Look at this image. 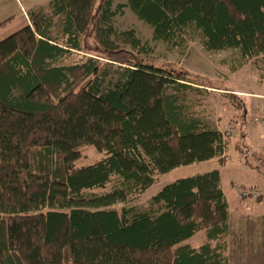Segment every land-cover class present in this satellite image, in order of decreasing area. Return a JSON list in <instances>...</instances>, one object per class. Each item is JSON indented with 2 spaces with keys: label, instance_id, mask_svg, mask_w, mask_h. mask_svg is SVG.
<instances>
[{
  "label": "trees",
  "instance_id": "trees-1",
  "mask_svg": "<svg viewBox=\"0 0 264 264\" xmlns=\"http://www.w3.org/2000/svg\"><path fill=\"white\" fill-rule=\"evenodd\" d=\"M115 1L48 0L0 41V264H264V216L229 234L218 170L136 207L159 176L226 158L232 132L188 110L219 95L246 111L239 93L159 65L152 42L181 59L198 42L230 56L225 80L250 66L263 82L264 0ZM125 9L151 41L115 26ZM86 147L101 157L78 166Z\"/></svg>",
  "mask_w": 264,
  "mask_h": 264
},
{
  "label": "rangeland",
  "instance_id": "rangeland-1",
  "mask_svg": "<svg viewBox=\"0 0 264 264\" xmlns=\"http://www.w3.org/2000/svg\"><path fill=\"white\" fill-rule=\"evenodd\" d=\"M29 1L37 2L34 7H39L45 6L48 0L46 2ZM8 2H10L8 7L0 5V20L10 12L14 13V17L12 21L0 27V41L25 26L24 17L29 10H26L24 2L22 5L24 9L17 6L15 0H8ZM115 2L121 5L126 4V0H116ZM114 24L120 31L133 29L141 39L151 41V29L138 21L128 9L123 10L120 15L115 17ZM152 46L154 47L152 57L158 61L159 65H165L168 69L170 66L179 70L182 68L191 74L205 76L217 86L239 93L237 95H240L239 100L245 104L246 111L244 118H241L242 110L232 106L229 99L221 100L219 95L211 97L213 108L188 110V113L197 114L209 126L218 127L229 135L232 132V136H228L230 138L226 158L222 161L212 159L180 166L159 176L156 183L136 203V207L139 210H146L151 198L161 188L179 178L218 170L223 193L229 205L228 233H236L243 229V223L238 221L239 215L264 216V128L253 122V119L259 116L261 108L264 107V81H258L256 68L252 69L250 66L231 74L225 80V77L220 75H227L228 69L220 63L223 58H226L225 61H229L230 56H208L201 51L198 42L191 44L190 56L187 59H181L174 53L166 51L159 43L152 42ZM81 60V55L72 54L67 63H77ZM100 157L101 154L94 148L86 147L82 150L77 165H90ZM250 190H252L251 196L241 199V193ZM191 242L192 240L188 243Z\"/></svg>",
  "mask_w": 264,
  "mask_h": 264
},
{
  "label": "crops",
  "instance_id": "crops-1",
  "mask_svg": "<svg viewBox=\"0 0 264 264\" xmlns=\"http://www.w3.org/2000/svg\"><path fill=\"white\" fill-rule=\"evenodd\" d=\"M39 1L40 2H42V1H45L46 2L47 0H39ZM15 2H16V5L17 6H20L22 9H24L22 7V5H24L23 4V2H24L26 4V6H25L26 7V10L34 7L35 4L37 3V2H30L29 0H15ZM9 3L10 2H8V0H0V5H2V7H8L10 5ZM13 15H14V13H12V12H10L9 14H6L4 17H2V20H0V23L1 22L3 23L4 21L8 20L11 17H14ZM24 21H25V24H26L27 23V20L25 19V17H24Z\"/></svg>",
  "mask_w": 264,
  "mask_h": 264
},
{
  "label": "built area",
  "instance_id": "built-area-1",
  "mask_svg": "<svg viewBox=\"0 0 264 264\" xmlns=\"http://www.w3.org/2000/svg\"><path fill=\"white\" fill-rule=\"evenodd\" d=\"M262 122L264 123V118H263ZM248 195H250V194H248L246 191H243V192L241 193V196H242V197H247Z\"/></svg>",
  "mask_w": 264,
  "mask_h": 264
}]
</instances>
